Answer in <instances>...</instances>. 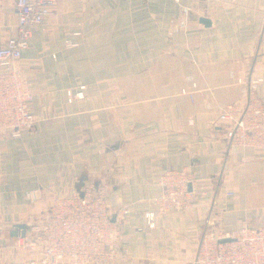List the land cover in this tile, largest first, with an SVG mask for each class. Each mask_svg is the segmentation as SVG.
Instances as JSON below:
<instances>
[{
  "label": "crops",
  "instance_id": "crops-1",
  "mask_svg": "<svg viewBox=\"0 0 264 264\" xmlns=\"http://www.w3.org/2000/svg\"><path fill=\"white\" fill-rule=\"evenodd\" d=\"M110 1L103 16L106 0H64L31 28L20 65L36 123L0 135V264L27 257L19 224L87 179L110 185L111 209L129 208L119 264H192L206 230L264 228V157L209 125L247 101L251 80L264 100V0ZM15 23L14 0H0V45ZM183 169L202 186L192 207L147 228L159 177Z\"/></svg>",
  "mask_w": 264,
  "mask_h": 264
},
{
  "label": "built area",
  "instance_id": "built-area-1",
  "mask_svg": "<svg viewBox=\"0 0 264 264\" xmlns=\"http://www.w3.org/2000/svg\"><path fill=\"white\" fill-rule=\"evenodd\" d=\"M62 1L14 0V34L0 45V135L18 138L35 128L30 110L32 82L20 59L29 48L31 28L42 24ZM65 43L73 46L69 40ZM256 82L250 81L243 107H219L216 120L209 125H223L231 144L250 147L264 157V100L254 94ZM181 93L191 95L192 90L182 88ZM67 96L71 102L81 98L82 92L67 91ZM158 184L153 209L143 215L149 229L171 210L190 209L202 188L193 173L184 169L164 171ZM128 212L126 205L116 210L109 207L106 183L87 179L70 192L54 195L44 215L29 221L24 235H15V249L27 255L16 264H119L127 255L119 225ZM224 238L232 240L221 242ZM192 264H264V228L242 222L236 231L208 229Z\"/></svg>",
  "mask_w": 264,
  "mask_h": 264
},
{
  "label": "rangeland",
  "instance_id": "rangeland-1",
  "mask_svg": "<svg viewBox=\"0 0 264 264\" xmlns=\"http://www.w3.org/2000/svg\"><path fill=\"white\" fill-rule=\"evenodd\" d=\"M109 2H111L110 0H106V2H104V4H103V7H101V8H98L97 10L99 11V13H101L103 16H106V15H108V8H107V6H109ZM104 6H106V7H104ZM113 5H110V7H111V9H110V14L112 15L113 14V12H114V10H115V8H113L112 7ZM117 10V9H116ZM255 81H257V80H255ZM250 83V82H249ZM245 103L246 102H244L243 104H240V103H236V102H232V103H228V104H225V105H222V106H226V105H233V104H239V105H242V107L245 105ZM25 132H27V131H25ZM24 133V132H23ZM259 154V153H258ZM107 185H108V195H109V187H110V185L108 184V183H106ZM34 218V217H33ZM33 218H30V220L29 221H31ZM261 228V227H260ZM214 230H217V229H214ZM219 230V229H218Z\"/></svg>",
  "mask_w": 264,
  "mask_h": 264
},
{
  "label": "water",
  "instance_id": "water-1",
  "mask_svg": "<svg viewBox=\"0 0 264 264\" xmlns=\"http://www.w3.org/2000/svg\"><path fill=\"white\" fill-rule=\"evenodd\" d=\"M200 22L205 25V26H209L210 25V20L208 18H205V17H201L200 18ZM19 228V231H13L15 232L14 235H17L18 233H20L21 235H24L25 234V231H26V224L25 223H21L17 226ZM232 239L231 238H224V239H221L220 241L221 242H226V241H231Z\"/></svg>",
  "mask_w": 264,
  "mask_h": 264
}]
</instances>
